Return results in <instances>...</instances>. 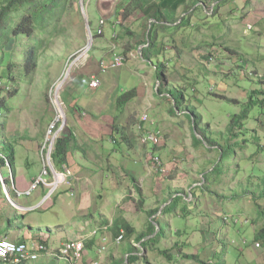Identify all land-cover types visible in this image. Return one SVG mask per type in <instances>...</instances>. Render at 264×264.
<instances>
[{
  "label": "rangeland",
  "instance_id": "1",
  "mask_svg": "<svg viewBox=\"0 0 264 264\" xmlns=\"http://www.w3.org/2000/svg\"><path fill=\"white\" fill-rule=\"evenodd\" d=\"M1 1L3 0H0V3ZM215 1L204 0L203 6L201 4L197 6L199 10L193 18V21L198 22L197 25V22L193 23L191 27L185 25L178 29L174 35L171 34L175 32V29H169L167 33L170 35L162 40V46L164 47L165 43L166 49L160 55L162 60H166V62L163 61L167 66V72L160 80H158L155 67L143 60L139 51H135V56L128 57L126 65L100 74L103 84L99 90L96 87L89 91L85 90L84 80L81 79L73 81L66 90L60 92L58 99L63 102L68 116L61 132H64L63 135L71 126L69 122L71 121L70 110L75 107V102H84L86 113L89 111L95 115L98 113L95 108L97 104L93 103L88 106L90 94L97 93L101 96L108 92L111 98H108L106 93L102 98L103 106L101 108L107 111L111 109V105L106 104L107 98L108 102L112 103L113 95L115 98L129 91H137V97L133 96L126 105L115 108V116H118L119 124L121 127L127 126L128 132H131L133 136L138 135V127L135 129V125L137 126L139 122L137 117L146 112L150 118L149 122H153L150 130L158 128L164 137L161 145L156 149L152 148L160 155L163 165L168 171L166 174H156L155 172L153 179L145 180L144 178L147 177L145 163L129 158L136 169V176L145 180L134 181L135 173L126 171L122 167L108 168L109 163L112 164L113 160H105L103 166L106 171L109 170L113 177V187L115 188H107L105 193L103 190L100 193L102 194L101 199L95 188V192L93 190V194L89 198L93 203L95 202L92 213L99 219L101 212L111 215L113 210H117L114 213L115 217L135 220L133 224L137 222V226L144 227L138 229V232L146 230L151 219L159 220L165 227V236L158 237L157 243L145 248L143 252L138 250L140 243L137 240L130 243L131 238L128 236L120 244L111 240L106 245L107 250L102 253V260L98 259L101 254L96 253L95 249L89 250L88 257L98 259L101 264H112L114 261L120 262L122 259H127L126 254H128L131 245L139 254L145 255V259H139L131 264H202L198 260H192L186 256V254L193 253L199 254L200 259L205 263L215 264L218 261L217 255H219L226 264H264V247H257L254 236L251 234L254 233V226L247 225L242 220V223L239 224L233 221L234 216L245 217L242 207L251 221L255 216V202L249 198L243 201L220 200L209 189H204L201 185L205 182L203 176L207 175L210 189L219 194L230 195V189L241 192L242 189H246L250 185L249 181L259 182L255 175L248 174L247 171L249 165L247 158L253 152L252 146H247L241 141L240 146L235 149L229 160L222 158L221 154L218 155L212 147L209 148L208 144L203 143L196 146L193 143V122L188 111H184L183 108L175 110L176 117L168 112V109L174 105L176 91L184 88L187 105H192L196 112L202 115L203 126L209 122L210 132H213L221 143L226 144L227 142L222 136L229 135L226 128L230 116L247 106L250 94L255 89L259 91L254 93V97L258 100L264 98V79L260 77V74L264 73V0H252L256 5H252L251 2L246 5L247 0L220 2L219 14L212 15ZM131 2L132 0H114L112 7L107 4L106 0H73L72 3H69L70 10L65 17V24L60 27L64 33L53 38V41H48L45 49L50 47L41 59L40 71L31 83L28 81L23 83V93L14 98V109L8 112L6 117L4 137L10 142L14 140L13 142L16 144L15 184L20 192H27L35 178L40 177L41 174L49 181L52 179L51 176L43 174L46 162L42 148L46 141L49 142L48 138H51L61 126L59 124L58 128L52 129V133L50 132L52 121L57 115L55 92L52 93L51 89L70 67L69 58L87 45L91 46V60L87 61V64L91 62L94 66L86 64L87 66L81 67L82 69L73 70L72 77L77 76L78 79L84 70L91 73L93 68L98 72L97 64L100 67V62L105 57L106 61L112 59L113 32L112 34L109 32L107 35L104 32L101 36L94 35L93 41H88V24L84 15L89 19V26L95 33L100 15L105 17L107 25L109 20L114 17L117 8H124ZM146 23V20H141L131 24V28H134L136 33V36L131 39L134 45L145 32ZM249 24L253 26L252 29L249 28ZM195 25L201 28L198 29ZM214 39L217 45L212 49L207 45L211 44ZM200 43L205 47L193 50V47ZM158 50L159 46L154 49L155 52ZM118 51L124 53L123 47L120 46ZM258 71L259 75H257ZM71 87L74 89L70 90ZM158 87H161L163 94L157 91ZM168 91L173 93L172 96L168 94ZM227 99L236 101L231 102ZM112 105L115 106L114 99ZM259 109V106L251 108L252 117L245 121V126L253 134L257 130V135H260L261 142L264 144V130L259 123L262 120V114L259 113ZM115 116H113V120ZM149 124L152 125V123ZM145 125L149 128L148 124ZM1 135L2 128L0 127ZM96 140L99 142L98 139ZM110 140V136H108L104 141L106 147H112ZM0 141H2L1 138ZM118 141H120V137ZM230 142L234 143V139L230 138ZM116 148L122 150L119 146ZM148 148L149 146L144 148L145 153ZM92 149L95 150V155L100 154L94 146ZM119 154L122 155L120 152ZM251 160L264 169V154L257 155L254 159L251 157ZM113 162L118 166V163ZM237 163L241 165L240 169ZM114 179H118L119 186L117 180ZM200 179L202 182L198 183ZM104 182L107 186L110 184L108 181ZM15 184L13 181H9L12 190ZM42 188L48 190L46 193L49 192L48 187L41 186L37 187L31 195H22L21 197L22 201L28 199L33 202H42L35 210L26 211L22 207L23 205L14 200L12 203L17 209H14L10 202L7 203L6 211L9 219L19 209L18 213L25 215L24 223L32 227H25L22 230L15 229L7 220L5 225L10 233L0 235V239L8 238L16 241L14 237L21 231L28 239H30V235H33V238L37 234V237L40 236L37 238L38 240L55 251L62 247V244L68 239L77 238L78 230L68 222L71 219L67 215H70V212H67V207L69 203L73 205L75 202L73 196L68 192V188L62 186L51 193L49 197H46L45 194L41 195ZM175 189H180V193H174ZM144 195L146 198L143 197ZM177 195L180 196L177 201L178 210L176 213H172L167 210V206L175 200ZM193 195L196 197L194 198ZM120 196L122 198L118 208L116 199ZM128 196L133 199L127 200ZM141 197L143 198L142 207L140 206ZM163 200L164 202H162ZM156 205L160 207V212L165 210L166 214L149 217L147 210ZM21 209L22 211H20ZM225 216H227L226 220ZM91 229V227H85L82 233L88 234ZM178 231L181 233L178 234ZM176 244L185 251H179V255H177ZM164 249L174 253L173 261L161 254V250ZM30 262L28 264H68L64 257L54 254L39 256L38 260ZM127 263L126 261L124 264Z\"/></svg>",
  "mask_w": 264,
  "mask_h": 264
},
{
  "label": "trees",
  "instance_id": "2",
  "mask_svg": "<svg viewBox=\"0 0 264 264\" xmlns=\"http://www.w3.org/2000/svg\"><path fill=\"white\" fill-rule=\"evenodd\" d=\"M203 1L204 0H132V2L126 5L124 8H117L115 10L114 17L109 20L110 22H108L110 23V27L114 30V32H117L118 34V39L115 41L124 49V53L121 51L118 52L123 54L124 57L126 56L124 60L125 63L122 66L126 65L128 61L127 54L129 55L133 54L135 51H139L141 57L143 56L142 59L148 63H151V65L155 67L158 73V80L164 77L167 72V66L164 64V61L166 62V60L163 59V61L160 58L161 53L166 49L165 43L164 47L162 46L163 38H166L170 35L167 32L171 28L175 29V32L171 34L174 35L178 29L185 27V25H188V27L193 26V23L197 22L196 20L193 21V18L196 16L197 11L199 10L196 8V4ZM228 1L229 0H216L215 5L212 8V15L219 14L221 9L220 2L226 3ZM72 2L73 0H3L0 3V127L2 128V135L0 136L2 139V141H0V171L3 179L8 185L9 181L15 182L16 180L17 150L15 148L16 144L13 142L14 140L10 142L4 137L7 114L14 109V98L23 93V83L27 81L31 83L40 71L41 59L50 47L49 46L45 49L48 41H53L57 36L64 33L60 27H63L65 24V17L70 10L69 3ZM250 2L252 5H256L252 0H247L246 5L250 4ZM194 7L195 9H193ZM141 20L147 21L144 27L146 29L143 35L140 36V40H136L134 45L131 39L136 36V33L132 30L131 24ZM197 24L198 22L196 25ZM115 26L117 29L114 28ZM196 27L198 29L201 28L200 26ZM94 34L95 36L103 35H98V32H95ZM216 45L217 42L214 39L213 42L207 46H210L213 49ZM157 46H159V50L158 52H155L154 49ZM140 47H142V49H140ZM198 47L202 48L205 47V45L200 43L196 47H193V50ZM114 53L115 52L113 51L112 56ZM206 58H208V56H206ZM89 60H91V56L89 57L88 61ZM120 67L109 68L105 71H102L99 67L98 72L91 76L90 85L91 81L96 78L100 81V84L96 87L98 88L101 85V73H106L111 69ZM257 73V75L260 74L259 71ZM263 74L264 73L260 74L261 79H264ZM84 75L85 74L82 73L79 79H81ZM77 79L78 78L76 76L73 81H77ZM90 87L94 88V86ZM183 89L184 88H181L176 91V96L174 98L175 103L171 108L168 109V112L174 117H176L175 110L177 111L178 109L183 108L184 111H188L190 113L193 122V143L196 146H200V144L203 143L207 145L209 143V148L212 147V149H214L218 155L221 154L222 158H226L227 160L231 158L233 152H235V149L240 146L241 141H243V143H245L247 146H252L253 152L247 158V162L249 163L247 166V171L249 172L248 174L255 175L259 182L249 181L250 185L246 189H242L241 192L236 189H230V195L219 194L216 191L210 189L208 186L209 179L207 175L203 176V178H205V182L201 185L204 189H209L220 200L233 199L243 201L246 198L253 200L255 202L256 209L255 216L252 217L251 221L248 220L249 218L244 211V207H242V210L245 217L240 215L234 216L233 221L236 224H239L242 223V220L247 225L254 226V233H251L254 236V242L256 241V246L259 243V246L257 247H264V169L260 168L255 161L251 160V157L254 159L255 156L264 154V144L261 142L262 139L260 135H257V130L255 131L256 133L253 134V132L248 130L245 126V121L248 118L251 119L252 117L250 111L251 108L259 106V113L262 114V120H260L259 123L260 127L262 126V129L264 130V98L262 100L256 99L254 97V92L259 90L255 89L253 93L250 94V99L247 103V106L243 107L240 112L234 113L230 116V121L226 128L230 136L227 135V137H225L226 134L224 133L225 135L222 137L227 143L223 144L218 140V137H216L213 132H210L209 122L206 124V126H203L202 115L197 113L196 109L193 108L192 105H187V99ZM157 91L160 94L164 93L161 87H158ZM168 94L172 96L173 93L168 91ZM137 95V91H129L123 93L122 95L116 96L114 107L119 108V106L126 105L133 96L137 97ZM227 100L231 102L236 101L233 99ZM140 116L139 122H142L143 126L145 124H148L149 127L153 126V122L152 125H150V122L148 121H140ZM117 119L118 116L116 115L114 117L113 123V139H116L117 142L118 138L120 137L119 142L124 143L128 150L135 149L137 147L136 138L131 132H128L127 126L121 127ZM143 128L145 130H150V128ZM156 129L160 131L158 128ZM242 134L243 137H241ZM230 138L234 139V143L230 142ZM163 140L161 144L163 143ZM139 142L142 143L140 140ZM143 145L145 146V144ZM148 146L149 149L146 151L144 159H146V164L149 166L150 172L164 174L167 172V169L164 167L160 155L156 153V150H154L159 145ZM72 148H79V145H77L73 133L68 128L67 133L65 135L61 134L57 138L54 145L51 157L55 167L60 168L63 165L69 166V154ZM149 154H153L160 159V166L157 167L156 162L150 158ZM237 165L240 169L241 165H239V163H237ZM201 182L202 181L200 179L198 183ZM174 191L176 194L180 193V189H175ZM13 195H15V192H13ZM193 197L195 198L196 196L193 195ZM179 198L180 196L177 195L175 200L169 203L167 210H170L172 213H176L178 210L177 201ZM127 199L133 198L128 196ZM162 202H164V200ZM7 203L8 201L6 199L3 184L0 179V235H6L8 233L5 225L7 220L15 229L22 230L25 227H30L28 224L24 223L25 215L19 214L18 210H16V213H14L11 219L7 217ZM142 205L143 198H141L140 203L141 207ZM13 208L15 209L16 207ZM147 214L149 217H152L157 214L158 216L159 214H166V212L165 210H163V213L160 212V207H157L147 210ZM225 217L226 220L227 216ZM125 229L126 236H128V238H131L136 234L135 239L140 243V247L138 249L139 252H143L145 248L156 244L158 237H164L166 233L165 227L161 225L159 220L155 219L150 220V224L145 231L137 233L135 227L131 225L126 226ZM177 233L180 234L181 232L178 231ZM34 238L37 239L40 238V236L37 237V234H35ZM19 241H22V239L20 238ZM92 242L93 240L87 241V248L91 246ZM176 246L178 247V251L176 252L177 255H179V251H185L182 249V247H179V245L176 244ZM139 252L135 250L133 245H131L127 259H122L120 262L114 261L112 264H124L126 261L131 264L137 262L139 259H145V255L139 254ZM161 254L166 255L168 260L170 259L173 261L174 259V253L167 249L161 250ZM186 256L192 260L196 259L202 264H213L211 262H203L200 259V255L197 253L186 254ZM217 260L218 261H216L215 264H226L223 258H221L219 255H217ZM28 263L31 262L22 261L17 264ZM0 264H12V262L0 260Z\"/></svg>",
  "mask_w": 264,
  "mask_h": 264
},
{
  "label": "crops",
  "instance_id": "3",
  "mask_svg": "<svg viewBox=\"0 0 264 264\" xmlns=\"http://www.w3.org/2000/svg\"><path fill=\"white\" fill-rule=\"evenodd\" d=\"M200 4H201V2H198L196 4V8ZM193 9H195V7ZM100 17H101V15H100ZM100 17H99V20H100ZM109 27H110V23H108V27L107 26L105 27L106 35L111 31L114 32V30L111 27L110 28ZM132 30L135 31L134 28ZM112 32H111V34H112ZM133 54L128 55V57H132ZM100 59H102V58H100ZM88 65H91L92 67L94 66V64H92L91 62H89ZM97 69H99L98 64H97ZM83 73L87 76V77L81 78L84 80V87H85L84 89L89 91V89H92V88H90L91 76L93 74H96L97 71L92 68L91 73H89L87 70H84ZM81 79H78L77 81H80ZM85 80H87V81H85ZM102 84H103V80L101 79V85L97 88L98 90L102 86ZM73 89H74V87H71L70 90H73ZM106 93L108 95V98L109 97L111 98V95H109L108 92H105L101 96L98 95L97 93L89 95L88 106L90 104H93V103L97 104L95 108L98 110V113L95 115H92L89 111H87L88 114L86 113V109L84 107V104H85L84 102H75L74 105L76 106V108L72 107L70 110V113H71L70 125L71 126L69 128V130L73 133V135L76 139L77 145H79V148H72L70 151L69 168L76 175L83 178L84 182L77 188V192L73 196L74 201H75L74 204L72 205L71 203L68 202L69 206L67 207L68 208L67 212H70V215L69 214H67V215L71 219L68 222L73 224V227L78 230V232H76V234H77L76 237H78L80 235L90 236L93 231H96V234L92 236L93 238L88 240V241L93 240V242L91 243V246L88 247V251L95 249L96 253L101 254L98 256V259H101V260L103 258V255H102L103 251L107 250L106 245L111 240L115 242V239L120 234V230L125 229L126 226H128V225H131V226L135 227L136 232L138 233V229L144 228L142 225L137 226V222H136V224H133V221H135V220L131 219L132 220V222H131V220H129V219L124 220V219H121V218L119 219V218L115 217L114 213L117 210H113L111 215H105V214H103V212H101L100 219L95 214L92 213V209L95 205V202L93 203L89 197L91 196V194H93V190L95 192V188H96V191L99 192V194L102 193L103 190L105 193L107 188L113 187V183H114L113 177L110 175L109 170L106 171V169L103 166L104 165L103 162H105V160H108V161L113 160L116 163H118V166L112 161V164H111V162L109 163L108 168L117 169L118 167H122V169H125L126 171L135 173L134 174V181H141V180L143 181L144 179L147 180L148 178L153 179L152 177H154V175H155L153 172H150L148 165L146 164V159H144V153H145L144 148H146V146H148V145L144 146L142 143H140L137 134L134 137L136 138V141L138 143H137V147L133 150H128V148L126 147V145L124 143H120L118 140L116 142V139H113V137H112L113 123H114L113 116L115 115V111H114L115 107L112 104H113V99L115 102V98L113 95L112 96V103H109L108 98H107L106 104L107 105L110 104L111 109H109L107 111L101 109L103 106V99L102 98L105 97ZM77 107H78V109H77ZM76 110H77V112H75ZM86 115H89V116L86 118L81 117V116H86ZM137 119H139V116L137 117ZM136 127L137 126L135 125V129H136ZM144 127L147 128V125H144ZM108 136H110V139H111V143H112L111 148L106 147L104 144V141L107 139ZM80 139H81V141H80ZM96 139H98L99 142H97ZM92 146H94L95 149L100 154L95 155L96 152H95V150L92 149ZM116 146L121 147L122 150L117 149ZM119 152L122 153L123 156L120 155ZM119 157H120V159H119ZM121 158H123V160H121ZM129 158L132 160L138 159V160L143 161L145 163V169L147 168V172H146L147 177L146 178L140 179L136 176V172H135L136 169L134 168V165H132V162L129 160ZM100 162H102V163H100ZM131 165H132V168H131ZM133 169H135V170H133ZM114 180L115 181L117 180V185H118V179H114ZM104 181H108L110 184L107 186ZM136 186L138 187V185H136ZM44 188H42L40 191L42 196L46 192V190ZM113 188H115V187H113ZM141 193H142V190H141ZM101 195L102 194H100V199L102 198ZM122 196H120L119 198L116 199V206L118 208H119V204L121 202ZM143 197L146 198L145 195ZM124 198H125V196H124ZM15 201L20 203L21 205H23L22 207L27 208L26 211H28L32 205L34 206V205H37L39 203V202H33L32 200H28V199L22 201L21 197H15ZM157 207H158L157 205L153 206V208H157ZM153 208H149V209H153ZM20 211H22V209ZM154 217H158V214L154 215ZM148 226H149V224H148ZM30 227H32V226H30ZM85 227H91L92 228L88 234L82 233V231H84ZM146 228H147V225H146ZM139 232H142V231H139ZM9 233L10 232H8L7 234H9ZM30 236H31L30 237V239H31L33 235H30ZM105 237H107L106 241H104ZM20 238L22 239V241H26V240L30 241V239H28L27 236L24 233H22V231L19 232V234L14 237L16 242H22V241H19ZM135 238H136V236L134 237V235H133L131 237L130 243L135 242L136 241ZM52 253H53V250L50 249V251L47 254L51 255ZM47 254H43L41 257H43L44 255L48 256ZM111 254L115 255L114 253H111ZM126 255L128 257L129 252ZM86 258L92 259V258L88 257V254H87ZM47 264H49V263H47Z\"/></svg>",
  "mask_w": 264,
  "mask_h": 264
},
{
  "label": "built area",
  "instance_id": "4",
  "mask_svg": "<svg viewBox=\"0 0 264 264\" xmlns=\"http://www.w3.org/2000/svg\"><path fill=\"white\" fill-rule=\"evenodd\" d=\"M104 20L102 21L103 24ZM251 27V25L249 26ZM101 32V30L99 31ZM89 36H92L91 31L89 30ZM116 37V34H113ZM119 48L116 43L112 44V52L115 53L112 56L110 61L102 60L100 62V68L102 71H105L109 68H115L122 66L125 62V57L123 54L118 52ZM90 57V45L80 49L78 52L73 54L72 58L69 60L71 62L70 67L65 73L58 79L56 84L51 89V92H55L56 96V107H57V115L55 120L53 121L52 128L50 132L52 133V129H56L61 124L60 128H58L51 138H48L49 142H45L43 147V154L45 159V171L44 176H51V181L47 180L46 177L43 178L41 175L39 178L35 179L30 186L27 192L17 191L18 196L22 195H31L32 192L35 191L37 187L40 185H44L48 187L49 192L46 197H49L51 193L58 190L60 187L65 186L68 188L71 196H74L77 192V188L84 182V179L80 176L76 175L67 165H63L60 168L55 167L52 162L51 154L54 148V144L56 139L59 137L62 132L65 124H66V108H64V104L62 101L58 99L60 96V92L65 90L66 87L72 82V72L75 69L81 68L87 64V61ZM100 84V81L94 78L91 81V86L97 87ZM150 118L148 113L144 112L140 121H148ZM138 126V138L145 145L156 146L160 145L163 140V135L160 131L153 128L151 130H144L143 124L140 122L137 124ZM150 158L156 162L157 167L160 166L161 161L157 156L150 154ZM43 183V184H42ZM5 196L8 202H13V197L10 193V190H5ZM13 204V203H12ZM32 206L29 210H34L38 206ZM27 209V208H25ZM108 227V226H107ZM125 230H120V235L116 238V242L120 243L125 237ZM96 234V231H93L90 236H79L77 238L68 239L62 244V247L53 251L52 254L59 255L60 257H64L68 264H100L99 260L96 259H87L88 249L86 246V242L88 238L92 237ZM107 237L104 238L106 241ZM259 246V244H257ZM50 251L49 247L44 244L41 240L32 239L28 242H16L7 238L0 239V260L10 261L12 264L20 263L22 261H36L43 254H46ZM12 260V261H11Z\"/></svg>",
  "mask_w": 264,
  "mask_h": 264
},
{
  "label": "clouds",
  "instance_id": "5",
  "mask_svg": "<svg viewBox=\"0 0 264 264\" xmlns=\"http://www.w3.org/2000/svg\"><path fill=\"white\" fill-rule=\"evenodd\" d=\"M201 5H204V3L203 2H201ZM215 5V4H214ZM83 7V6H82ZM214 7V6H213ZM212 7V8H213ZM84 17H85V20H86V22H87V33H88V41H93V37H94V32H93V30H92V28H91V26H89V19H87V17H86V15H84ZM104 20V22H103V24H102V21ZM99 25L97 26L98 28H97V30H96V32H98V34H104V32H105V27H106V19H105V17H103V16H101L100 17V20H99V23H98ZM251 24H249L248 26H250ZM250 29H252L253 28V26L251 25V27H249ZM89 30L91 31V34H92V36H89ZM101 30V32H99ZM113 34H116L117 36L116 37H114L113 36ZM113 34H112V38H113V42L111 43V44H113V43H116L117 44V42L115 41L116 39H118V34H117V32H113ZM118 45V44H117ZM120 47V45H118V48ZM142 47H140V49H141ZM90 51H91V46H90ZM78 52V51H77ZM73 56V55H72ZM72 56L69 58V60L72 58ZM90 56H91V53H90ZM133 56H135L134 54H133ZM103 60V59H102ZM77 70V69H76ZM74 79V78H73ZM73 81V80H72ZM72 83V82H71ZM68 87V86H67ZM67 87H66V89H67ZM65 89V90H66ZM66 114H67V110H66ZM66 120H67V115H66ZM139 123V122H138ZM137 123V124H138ZM138 127V126H137ZM65 130V129H64ZM64 133V132H63ZM63 133H61V134H63ZM60 134V135H61ZM59 135V136H60ZM139 136V135H138ZM57 140V139H56ZM55 143H56V141H55ZM45 145V144H44ZM55 145V144H54ZM44 147V146H43ZM54 149V148H53ZM42 150H43V148H42ZM53 152V151H52ZM42 154H43V152H42ZM52 155V154H51ZM43 156H44V154H43ZM51 159H52V157H51ZM53 162V161H52ZM54 164V163H53ZM69 167V166H68ZM37 178H39V177H36L35 179H37ZM0 179H1V181L3 180V177H2V174H1V171H0ZM2 184H3V182H2ZM14 184H15V182H14ZM41 186H44V185H40L39 187H41ZM3 188L6 190H10V193H11V195H12V197H13V199H14V201H15V197H22V196H18V193H17V191H19L18 189H17V187H16V184L15 185H13V187L12 188H14L13 190L11 189V186L10 185H8L7 183H6V185H4L3 184ZM5 190H4V192H5ZM46 191H48V190H46ZM69 191V190H68ZM13 192H15V195H13ZM48 193H46L45 195H47ZM16 202V201H15ZM9 203V202H8ZM10 204H12V203H10ZM13 205V204H12ZM14 206V205H13ZM15 207V206H14ZM19 210V209H18ZM35 210V209H34ZM125 230V232H126V229H124ZM120 235V234H119ZM125 237H126V233H125ZM125 237H124V239H125ZM91 238H93V237H90V238H88V240L89 239H91ZM3 239V238H2ZM8 239V238H7ZM32 239H35L34 237L33 238H31L30 240H32ZM123 239V240H124ZM87 240V241H88ZM122 240V241H123ZM22 242H28L27 240L26 241H22ZM115 242H116V239H115ZM87 243V242H86ZM117 243V242H116ZM121 243V242H120ZM120 243H117V244H120ZM88 249V248H87ZM88 254V253H87ZM97 260V259H96ZM100 262V261H99ZM101 264V263H100Z\"/></svg>",
  "mask_w": 264,
  "mask_h": 264
},
{
  "label": "bare ground",
  "instance_id": "6",
  "mask_svg": "<svg viewBox=\"0 0 264 264\" xmlns=\"http://www.w3.org/2000/svg\"><path fill=\"white\" fill-rule=\"evenodd\" d=\"M107 1V4L110 6V7H112V4H113V2H114V0H106ZM215 4V3H214ZM184 8V7H183ZM193 11V10H192ZM198 12V11H197ZM201 13V12H200ZM116 16V15H115ZM115 19V18H114ZM108 25V24H107ZM106 25V26H107ZM151 27V26H150ZM110 28V27H109ZM108 28V29H109ZM114 28H116V26L114 27ZM117 29V28H116ZM112 32V31H111ZM119 33V32H118ZM95 35V34H94ZM99 35V34H98ZM142 49V48H141ZM134 50V49H133ZM138 50V49H137ZM123 52V51H122ZM142 52V51H141ZM135 53V52H134ZM142 54V53H141ZM130 55V54H129ZM126 57V56H125ZM143 57V56H142ZM211 57V56H210ZM106 58V57H105ZM104 58V59H105ZM71 63V62H70ZM65 70V69H64ZM102 74V73H101ZM54 84V83H53ZM256 92V91H255ZM254 92V93H255ZM56 97V96H55ZM51 98V97H50ZM60 100V99H59ZM175 100V99H174ZM61 101V100H60ZM175 103V102H174ZM68 117V116H67ZM141 117V116H140ZM53 120V119H52ZM53 122V121H52ZM67 122V121H66ZM70 122V121H69ZM144 122V121H143ZM150 123H152V122H150ZM141 124H142V122H141ZM157 124V123H156ZM151 127V126H150ZM262 127V126H261ZM196 129V128H195ZM48 130V129H47ZM145 130V129H144ZM77 131V130H76ZM199 133V132H198ZM200 134V133H199ZM53 136V135H52ZM198 136V135H197ZM203 137V136H202ZM104 139V138H103ZM113 140V139H112ZM111 141V140H110ZM209 144V143H208ZM152 148V147H151ZM214 150V149H213ZM154 152V151H153ZM150 155V154H149ZM163 166V165H162ZM164 167H165V165H164ZM148 168H149V166H148ZM160 169V168H159ZM154 170H155V168H154ZM165 170V169H164ZM168 172V171H167ZM165 174H166V172H165ZM42 175V174H41ZM163 176V175H162ZM68 190V189H67ZM176 193V192H175ZM234 194V193H233ZM261 194V193H260ZM195 196V195H194ZM233 197V196H232ZM230 203H231V201H230ZM245 204V203H244ZM220 206H222V205H220ZM163 213V212H162ZM240 216H242V215H240ZM245 216V215H244ZM249 220V219H248ZM239 223V222H238ZM239 227V226H238ZM11 240V239H10ZM259 244V243H258ZM47 254V253H46ZM48 255V254H47ZM45 256V255H44ZM17 264V263H16ZM128 264V263H127Z\"/></svg>",
  "mask_w": 264,
  "mask_h": 264
},
{
  "label": "water",
  "instance_id": "7",
  "mask_svg": "<svg viewBox=\"0 0 264 264\" xmlns=\"http://www.w3.org/2000/svg\"><path fill=\"white\" fill-rule=\"evenodd\" d=\"M2 182H3L4 185H6V181L4 179L2 180Z\"/></svg>",
  "mask_w": 264,
  "mask_h": 264
}]
</instances>
